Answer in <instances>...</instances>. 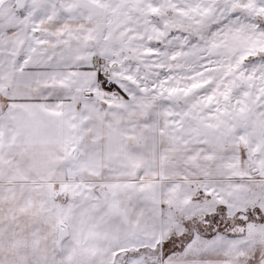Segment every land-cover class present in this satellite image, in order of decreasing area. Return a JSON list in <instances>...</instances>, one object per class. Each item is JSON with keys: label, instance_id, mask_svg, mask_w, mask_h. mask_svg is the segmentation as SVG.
I'll use <instances>...</instances> for the list:
<instances>
[{"label": "snow or ice", "instance_id": "snow-or-ice-1", "mask_svg": "<svg viewBox=\"0 0 264 264\" xmlns=\"http://www.w3.org/2000/svg\"><path fill=\"white\" fill-rule=\"evenodd\" d=\"M0 264H264V0H0Z\"/></svg>", "mask_w": 264, "mask_h": 264}]
</instances>
